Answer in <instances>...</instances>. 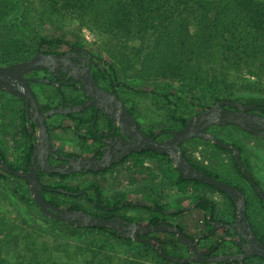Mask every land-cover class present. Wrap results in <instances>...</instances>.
Instances as JSON below:
<instances>
[{
  "label": "rangeland",
  "instance_id": "obj_1",
  "mask_svg": "<svg viewBox=\"0 0 264 264\" xmlns=\"http://www.w3.org/2000/svg\"><path fill=\"white\" fill-rule=\"evenodd\" d=\"M193 24L191 31H193ZM44 33L49 36H61L70 42L90 48L96 55L107 60L117 75V79L134 87L142 89H173L188 98L200 99L211 104L214 99L213 90L204 85L194 83H178L173 80L160 78L150 73L147 64L137 53V41L134 39H119L111 35L92 30L80 24L78 18L71 14L46 12L39 0H0V62L7 63L19 60L35 53L36 35ZM65 47H43L42 50H58ZM245 77L248 80H244ZM254 77L245 72L232 73L229 83L232 87L233 98L240 102H248L264 97L260 87L250 80ZM43 89L50 94L53 89L43 85ZM42 90V89H40ZM230 94V96L232 95ZM131 99L134 112L145 126L170 127L173 121L166 105L157 97L143 95L132 91L126 94ZM224 96V95H223ZM179 110L188 114L191 109L180 104ZM14 109L9 104H0V116L3 119L4 135L0 140H12ZM212 134L228 143H238L242 146L247 158H255L256 153H264V139L250 135L236 126L213 127ZM264 138V136H263ZM190 158L197 164L212 172H222L220 149L210 142L193 138L185 143ZM230 161V158H229ZM12 162L16 160L12 159ZM230 164V162H229ZM262 170L258 178V185L264 192V159ZM164 164L153 155L135 157L116 167L109 174L87 176L77 174L67 177L63 182L80 187L84 183H96L102 187L103 196L133 200L154 201L166 209H173L191 202L196 196H205L216 203V212H220L219 194L208 187L186 185L176 187L166 173H163ZM224 172V171H223ZM162 174L164 177L162 179ZM231 171L223 173L240 182L239 177L232 176ZM222 178V177H221ZM223 179V178H222ZM47 183H56L60 178H46ZM24 186L19 178L0 180V259L7 264H29L28 259L38 255L42 264H105L104 257L112 255L116 258L135 256L143 264H166L148 250L139 251L132 242L111 241L97 231L72 230L62 223L51 219H44L33 204L22 201L15 193L13 185ZM246 192H252L246 186ZM48 197L55 202L69 204L71 201L83 204L86 210H93L89 203L79 198L67 199L59 194L51 193ZM122 211L129 217L140 222L148 218V211L141 208H123ZM247 214L259 232L264 237V210L260 206L249 204ZM189 234L199 235L207 231L204 216L198 209L183 211L175 218ZM218 233L200 243L201 249H207L214 243ZM164 237L165 234L158 233ZM167 249L187 256L183 247ZM234 249L228 242L222 243L217 251L226 252ZM95 256V257H94ZM47 257V259H46ZM261 264L262 261L254 260ZM199 264H232V263H199Z\"/></svg>",
  "mask_w": 264,
  "mask_h": 264
},
{
  "label": "trees",
  "instance_id": "obj_2",
  "mask_svg": "<svg viewBox=\"0 0 264 264\" xmlns=\"http://www.w3.org/2000/svg\"><path fill=\"white\" fill-rule=\"evenodd\" d=\"M39 1L44 6L46 12L71 14L78 18L81 25L87 26L92 30H97L119 39L136 40L138 44L137 53L147 64V69L150 73L181 84L194 83L207 86L214 91L218 90L214 92L212 103L221 99L237 101L236 98H233V90L228 82L230 74L232 73L241 74L246 71L248 75L254 77L250 81L258 85L260 91L264 93V0ZM192 24L194 25L193 31H191ZM36 40L35 51L42 50L43 47H66L77 44L61 36H49L42 32L36 35ZM13 62H16V60H11L7 63L0 62V65H7ZM108 64L112 71V65L110 63ZM113 74L114 76L116 75L115 72ZM243 79L248 80L245 77ZM131 88L140 94L160 98L169 109L170 117L177 122V127L182 126L190 116L198 113L205 106L210 105L200 99L188 98L181 92L177 93L173 89L147 90L134 86ZM230 94L232 95L230 96ZM248 102H264V97ZM178 103L189 106L191 111L188 114L181 112ZM182 152L185 154L184 149H182ZM144 153L160 156L151 150L142 151L137 154ZM187 159L199 170L219 178L217 175L211 174L196 164L189 157ZM167 161L168 163L170 162L169 159ZM11 167L14 168L13 166ZM234 167L239 173L236 164H234ZM166 171L168 173L174 171V180L178 187H184L189 184L194 187L203 186L226 196L223 192L218 191L213 186L205 184L202 181L185 179L181 173H177L173 169L172 165L167 166ZM8 178L15 177L12 174L0 170V180ZM13 189L22 201L33 204L44 219H50L40 212L34 201L30 198L26 184L23 187L14 184ZM42 193L48 198V193L57 194L58 192L42 190ZM226 198L232 206L233 214V201L228 196ZM195 199L200 200L196 208L200 209L205 215L210 214L212 219L216 218L215 204L212 200L205 196H196ZM48 200L54 202L50 198ZM154 206L157 209H163L157 202H154ZM66 207L69 209H82L79 205H68ZM123 208H141L148 211V218L143 222L144 224H158V220L162 216L157 209L148 206L125 205ZM262 209L264 210L263 204ZM205 215L203 216L205 217ZM101 216L108 217L103 214ZM53 221L62 223L65 227L72 230L100 232L111 241L120 240L135 243L139 251H151L161 263L199 264L173 263L161 257L147 243L136 242L117 236L116 232L110 229L81 227L74 226L71 223H63L57 220ZM206 222L204 220V223ZM178 226L183 230L182 226ZM251 226L259 239L264 242V237L260 236L252 222ZM217 230V233H220L221 230L223 233H228L224 227L218 228ZM214 232L216 231L209 228L207 231L200 233L199 238L200 240H207L210 236L214 235ZM163 233L165 234L164 237H160L156 233L157 235L155 234L154 238L150 240L162 248L164 252L182 257L181 254L167 249V246L172 248L183 247L177 242L174 234L168 232ZM215 243L216 241L211 244V248H217L214 247ZM135 258V256L118 257L116 260L114 256L106 255L104 260L105 264H143ZM254 260H260L262 261L261 264H264V260L259 257H250L245 261L248 264H256L253 263ZM28 261L29 264H42L45 260H40L39 256L35 254ZM0 264L7 263L3 259H0Z\"/></svg>",
  "mask_w": 264,
  "mask_h": 264
},
{
  "label": "flooded vegetation",
  "instance_id": "obj_3",
  "mask_svg": "<svg viewBox=\"0 0 264 264\" xmlns=\"http://www.w3.org/2000/svg\"><path fill=\"white\" fill-rule=\"evenodd\" d=\"M38 51H42L45 53H57L63 56L69 53L61 62L53 63L50 67H43L39 70L29 72L25 75L26 77L36 78L30 81V86L34 94L37 97V101L40 105V110L42 112H45L51 108H58L60 106L73 107L76 105H81V104L86 103V106L81 110H77L74 112H67V113H55V114H51L46 117L45 121L47 124V130H48L50 142L52 145V147L48 149V161L53 166L66 167L68 164L73 166L71 163L78 158L94 157L96 159H101L104 156L114 157L115 154H118L124 150L123 148L124 143L126 141L131 140V138L125 132L122 131L121 126L115 121V119L112 118L111 113L117 112L118 111L117 107L105 106V109H103L101 108V106H98L96 108L94 104H90L91 97L88 96L86 92L84 91V86H83L82 81L74 77L75 74H79L83 72L86 68L89 69V72L93 76L98 87L101 90L106 91L110 94H115L117 98L122 101L123 106L130 112L133 118L138 122L139 128L143 132L148 134L149 136L155 135L156 133L159 132V134L155 138L157 140H164L171 135L169 131L180 127V126L177 127V122L173 120L171 117L170 118L173 121V125L170 127H164L163 125L159 127L145 126L142 120L140 119V117L137 115V113L134 112L131 99H128L126 96L127 92L133 91L131 88L132 85L126 82L119 81L117 79V75L114 76L113 74L115 72L113 69V66H112V71H111L109 64H108L109 62L99 57L98 55H96L90 48L83 46V45L76 44V45L66 46L65 48H60L58 50H52V51L38 50ZM88 54H90V56ZM32 55L21 58L19 59V61L24 60ZM43 85L47 86L48 89L52 88L53 93L51 92L50 94L47 90H44ZM1 103L11 105V107L15 111V114L13 116V125H12L13 126L12 127L13 128V132H12L13 139L9 140L8 142H6L5 140H0V158L6 160V162H8L10 167L13 166L16 170L25 171L28 169L30 165L31 154H32L33 147L35 144V138L33 136L32 131L30 130V129H35V124L31 120V118H29V120L26 119L25 102L22 98L11 96L5 91H0V104ZM262 107L263 109L256 110V112L264 115V104ZM227 108L233 109L234 107H227ZM2 126H3V119H1V116H0V137L4 135V132L2 131L4 129ZM213 127H220V126L218 125L209 126L207 128L208 132L212 133V131H215L213 130ZM255 137L259 139H264L263 136H255ZM188 141L189 140L182 143L180 147H181V150L182 149L185 150V154H186L185 156L190 158L187 152V149H186L187 147L185 145V143ZM231 144L238 146V148L240 149V159L242 163L244 164L247 172L252 176L254 181L257 183L258 178L256 177V175L258 173L260 175V173L263 172L261 165L264 159V153L258 152L254 154L255 158L254 156L253 158H247L246 157L247 154L245 155V153L243 152V148L240 144L236 142L231 143ZM212 145L216 147L217 149L221 150L220 153L222 156V159H221L222 172L221 173L212 172L210 170H207L205 167L199 164L198 165L206 169L211 174L217 175L219 177L218 179L229 182L233 184L234 186L238 187L245 194L247 207L249 206V204L262 207V204L264 205L262 199L257 195L253 187L250 185V183L240 173L239 167L235 163L232 153L225 149H221L217 147L215 144H212ZM142 151H149V150L131 151L130 153L122 156L120 159L110 162L102 170L79 169V170L72 171L70 173H58V172L45 173L38 169V175L43 185L42 190H47L49 192L50 191L58 192L60 193L59 195L67 199L79 198L84 203H89L91 207L93 208V210H86L83 204L75 203L73 201H71L69 204H65V203L58 202V201L53 202L59 206L66 207L68 205H79L81 206L82 209L88 212L94 213V214H98V215L103 214L108 217H111V216L123 217L124 216L123 217L124 219L130 220V221H136L140 224H144L136 219H133L127 216L122 211L123 206L125 205L134 206V205H129L128 202L138 201V202H141L142 204L141 205L136 204L137 206H148L153 209H157L154 206V201L133 200V199H130L129 197H124V198H119V199L117 197H108L106 199L103 196L102 187L96 183H84L80 187H76V186H72L70 184L63 182V180L66 179L67 177L74 176L77 174H82V175H87V176H100L104 174H109L112 171H114L116 167L128 162L129 160L135 157L140 158V157H145L146 155H148V153H144L140 155L137 154ZM159 155L160 156L153 155V157L155 156L161 160V162L164 164L163 173L164 174L166 173L168 176H170V179L174 183V186L178 187L175 184L174 174H173L174 171H172V173H168L166 171V167L169 165H172L171 161L169 163L167 161V159H169L168 155L166 154H159ZM229 158H230V161H229ZM12 159L16 160V162H12ZM234 164H236L240 174L235 169ZM227 171L228 172L231 171L232 176L239 177L240 182L234 180L233 178L229 176L223 175V173ZM176 172L178 173L177 170ZM164 174H162V179L164 177ZM15 178L21 179L24 182V184H26V180L24 178L22 177H15ZM46 178H60L61 181L56 182V183L55 182L47 183L45 181ZM246 186L252 192V196H249V194L246 192ZM59 189H62V191H59ZM67 192H70V193H67ZM217 193L219 194V197H221V199H219L220 200L219 204H220L221 209H220V212L217 211L215 213V217H216L215 219H212L211 215L208 214L210 215V220L211 221L218 220V221H223L225 223L233 222L234 213L232 214L233 209H232V206L229 200L223 194L219 192ZM49 194L51 193H48L47 196ZM193 200L194 201L198 200V202L200 201L199 199H195V198ZM193 200L191 202L186 203L185 205L174 207L173 209H166L163 206H162L163 209H157L159 213L162 214L158 222L160 223L161 221H167L170 224H176L177 226L180 225L177 221H175V218L180 216L179 212L185 211V210H181V208L183 206L193 203L194 202ZM214 204H215V211H216L217 206L215 202ZM163 210L170 211V212L164 213ZM198 211L202 215H205L203 212L200 211V209H198ZM208 215H205L204 217L205 222L207 221L206 217ZM204 224H205V227H207V230L210 228L216 231L214 232V235L217 234V231H218L217 229L221 228V227H215L213 223H208V221ZM225 229L228 231L227 234L223 233L222 230L220 233H218L219 235L214 245V247H217V248H211V245H209L207 249H201L199 245L204 240H200V238L198 242L196 243L197 248L200 251L207 253V254L208 253L211 254V253L240 252L241 249L234 242L230 240L219 242V240L222 239L224 236H228V235L234 236L235 235L232 229H227V228ZM183 231L192 238L199 237V235L192 236L191 234L186 232L184 228H183ZM162 232L150 233L146 235L145 237H147L148 239H151V238H154V235L156 233L158 234ZM117 236L123 237L122 235H119V234H117ZM133 241H136V240H133ZM136 242H142V241H136ZM224 242H228L232 244L234 246V249L231 251H226V252H221V251L218 252L217 249ZM183 247L186 250L187 256H188L187 248L185 246Z\"/></svg>",
  "mask_w": 264,
  "mask_h": 264
},
{
  "label": "water",
  "instance_id": "obj_4",
  "mask_svg": "<svg viewBox=\"0 0 264 264\" xmlns=\"http://www.w3.org/2000/svg\"><path fill=\"white\" fill-rule=\"evenodd\" d=\"M69 54V53H68ZM65 56L57 53H45L37 51L32 56L16 61L7 65H0V91H5L11 96L22 98L25 102L26 119L35 124V129H30L35 138V144L31 154V162L27 170H16L0 158V169L12 174L15 177H22L26 180L29 196L34 201L40 212L46 217L71 223L74 226L98 227L116 231L117 234L125 238L142 241L151 246L156 253L164 259L173 263H234L248 264L245 259L250 257H259L264 260V242L261 241L251 226L247 214V204L245 194L233 184L220 180L208 173H205L195 167L181 150V144L193 138H199L215 144L221 149L232 153L233 158L240 173L253 187L257 195L264 203V192L247 172L240 159V149L238 146L223 142L221 139L208 132L207 128L212 125L218 126H236L244 132L254 136H264V115L256 110L263 109L264 102H240L232 99H221L209 106H205L198 113L190 116L186 122L174 130L164 140H157L155 137L159 134L149 136L139 128L138 122L133 118L130 112L123 106L121 100L115 94H110L101 90L96 84L89 69L75 74L74 77L82 81L84 91L91 97L90 104L97 108L105 109V106L117 107L118 111L112 114V118L121 126L130 138L123 145L124 150L114 157L104 156L101 159L94 157L78 158L66 167L53 166L48 161V149L52 147L46 124V117L55 113H67L81 110L86 103L73 107L60 106L51 108L42 112L37 97L34 94L30 81L36 78L26 77L29 72L39 70L43 67H50L53 63L61 62ZM90 56V54H88ZM31 105V107H30ZM227 107H234L233 109ZM54 148V147H53ZM151 150L158 154L168 155L173 168L181 173L185 179L202 181L205 184L213 186L218 191L228 196L234 204V220L230 223L223 221H211L210 215L206 217L208 223H213L215 227H225L232 229L234 236H224L219 240H230L240 249L237 253H211L207 254L197 248L196 243L199 237H190L176 224H170L167 221H161L159 224H140L136 221L124 219L121 216L105 217L98 214H92L84 209H69L50 202L42 193L43 185L38 175V169L45 173H70L79 169L102 170L110 162L120 159L131 151ZM38 154V155H37ZM71 166V167H70ZM62 191V189H59ZM70 193V192H67ZM198 200L183 206L181 210H188L196 207ZM129 205H141V202L131 201ZM164 213L170 211L163 210ZM173 233L181 245L188 250V256L177 257L170 255L154 244L146 235L154 232Z\"/></svg>",
  "mask_w": 264,
  "mask_h": 264
},
{
  "label": "crops",
  "instance_id": "obj_5",
  "mask_svg": "<svg viewBox=\"0 0 264 264\" xmlns=\"http://www.w3.org/2000/svg\"><path fill=\"white\" fill-rule=\"evenodd\" d=\"M257 178H259V173L256 175Z\"/></svg>",
  "mask_w": 264,
  "mask_h": 264
}]
</instances>
